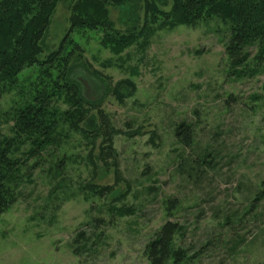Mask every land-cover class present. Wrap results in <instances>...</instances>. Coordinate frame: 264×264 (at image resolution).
Segmentation results:
<instances>
[{
    "label": "rangeland",
    "instance_id": "374dc122",
    "mask_svg": "<svg viewBox=\"0 0 264 264\" xmlns=\"http://www.w3.org/2000/svg\"><path fill=\"white\" fill-rule=\"evenodd\" d=\"M74 1L57 5L38 63L16 81L0 75V146L15 136L13 112L31 100ZM108 11L109 30L133 36L119 52L103 46V29L70 35L99 130L86 137L65 125L60 144L37 156L24 155L30 142L11 147L20 165L8 182L16 201L0 217V264H148L146 245L168 219L183 227L177 241L194 264H264V198L251 209L264 189V64L253 76L234 71L218 17L160 29L146 0ZM181 122L194 127L190 147L176 139Z\"/></svg>",
    "mask_w": 264,
    "mask_h": 264
},
{
    "label": "trees",
    "instance_id": "16d2710c",
    "mask_svg": "<svg viewBox=\"0 0 264 264\" xmlns=\"http://www.w3.org/2000/svg\"><path fill=\"white\" fill-rule=\"evenodd\" d=\"M123 1L77 0L72 4L69 30L58 48L40 63L38 81L31 100L25 106L15 109L11 117L15 136L0 146V217L16 201L8 182L19 167L20 159L10 156L11 151L15 150H11V147L17 143L18 150L20 143L30 142V150L24 155L37 156L42 150L60 144L65 125L86 137L99 130L95 116L89 115L95 105L94 99L86 95L85 87L75 73L80 65L71 66L72 55L81 52V48L70 39V35L75 29H103L106 32L103 46L119 52L133 41V36L130 38L122 35L114 28L109 30L113 24L109 20L108 3L121 6ZM158 1L167 7H161ZM59 2L0 0V75L3 81H16L17 75L24 68L38 63V55L42 52L40 41L51 24ZM145 16L147 21L153 20L154 23L159 20V16L163 17L160 29L176 28L183 24L196 26L212 17H218L228 26L226 55L234 68L241 67L234 71L239 76L247 71L253 76L264 64V0H146ZM254 47L257 52L252 58L250 50ZM79 56L82 55L79 53ZM250 61L254 64L252 68ZM104 85L102 90H105ZM60 104L66 105V109ZM194 135V127L189 122H181L175 129L176 139L184 147L193 144ZM109 148H112L111 142ZM107 189L95 192L103 194ZM263 198L264 189L257 193L251 209L257 207L256 203ZM175 207L176 203L170 202L169 216ZM116 214L123 215L125 211L119 208ZM232 221L231 218L227 219V223ZM182 232L183 227L177 221L168 219L146 245L144 253L148 264H194L197 255H190L189 249L177 241L179 236H183ZM205 247L208 249L210 244Z\"/></svg>",
    "mask_w": 264,
    "mask_h": 264
}]
</instances>
